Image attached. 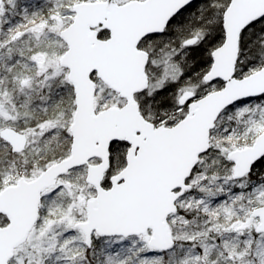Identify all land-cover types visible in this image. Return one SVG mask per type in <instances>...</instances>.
<instances>
[{
  "label": "water",
  "instance_id": "obj_1",
  "mask_svg": "<svg viewBox=\"0 0 264 264\" xmlns=\"http://www.w3.org/2000/svg\"><path fill=\"white\" fill-rule=\"evenodd\" d=\"M197 1L131 0L120 5L106 0L73 7L74 21L60 33L68 47L60 65L69 69L75 91L71 153L34 180L21 178L0 192V214L11 221L7 228H0V264H10L15 250L27 241L38 222L43 193L93 158L102 162L88 166L86 182L97 194L87 201V220L76 224L87 245L91 247L94 232L128 238L151 231L150 249L168 252L174 247L169 217L177 214L178 200L192 189L188 180L201 156L210 151L211 132L219 117L241 101L264 95V67L242 79L236 77L241 35L264 18V0H231L223 18L224 42L213 52L212 66L204 76L206 83L222 81L223 89L191 103L186 118L172 128L156 127L142 116L135 95L148 89L149 54L139 45L151 35L162 34L174 16ZM2 4L0 0V19ZM100 26L110 32L109 39L98 38ZM94 74L127 104L97 113ZM189 100L185 97L183 103ZM0 138L13 154L23 153L28 145L26 134L11 127L2 129ZM115 142L130 145L128 164L112 178L111 188L105 189L102 182ZM263 158L264 132L252 145L228 154L234 163L233 179L250 175ZM251 214L259 221L256 233L264 234V205Z\"/></svg>",
  "mask_w": 264,
  "mask_h": 264
},
{
  "label": "rangeland",
  "instance_id": "obj_2",
  "mask_svg": "<svg viewBox=\"0 0 264 264\" xmlns=\"http://www.w3.org/2000/svg\"><path fill=\"white\" fill-rule=\"evenodd\" d=\"M94 1L97 0H3L0 32L1 35L6 33V41L3 47L0 45V132L11 127L26 134L28 147L25 153L13 155L10 147L0 139V191L16 184L21 177L27 181L34 180L47 167L69 156L68 153L66 157L52 163L48 154L55 148L57 139L61 138L62 134L71 135L70 126L75 110L71 91L66 85H71L68 81V70L60 65L61 56L67 49V45L60 38V33L72 24L75 4ZM128 1L131 0H117L120 4ZM216 2L218 1H201L179 17L178 23L181 24L182 31L192 30L193 27V22L186 24L182 22L192 17L194 13H198V19H202L201 17L208 14V8L213 9L210 12L214 17L213 22L218 21L221 14L220 5ZM176 37L173 38L175 45L170 49L161 48L163 46L161 40L151 43L148 40L142 44V49L152 54L147 71L151 84L150 90L137 98V101L151 122L157 120L154 114L156 109L164 107L163 112H160L167 118L157 122L158 126L173 127L187 116V108L181 105L185 95L203 97L224 87L221 82L201 83L198 77L200 69L196 71V78L192 76L191 79H181L182 56L189 53L194 44L184 45L187 41L180 42L181 38ZM255 41L256 43L259 41L261 48L258 53L252 54ZM244 43H247V47L243 50L240 48L238 79L247 77L264 66V19L257 24L256 29L249 28L246 31ZM198 45L196 43V47ZM94 79L97 83L95 104L97 111L125 104V101L101 81L96 77ZM191 81L190 86H185ZM171 83H175L172 84V91L177 88L178 94L175 99L172 98L173 101L169 100L168 106H172L168 107L169 112H166L167 106L164 104L162 106L154 100L160 99L159 92ZM52 96L57 98L53 99ZM58 104L63 108L57 114L52 116L42 114L43 111L48 113L58 108ZM219 123L225 125V130L235 129L226 139L218 140L215 146H211L210 152L201 159L189 182L198 190L210 187L212 182L218 179H221L219 182L222 186L230 187L229 181L233 179L234 164L228 159V154L252 145L256 137L264 132V97L230 108L220 118ZM114 165L117 166L118 163ZM121 168L112 171L115 174ZM86 173V168L74 170L60 179L54 188L44 193L39 225L31 235L30 241L17 251L11 264H177L179 261L183 262L184 258L197 262L199 257L196 248L201 250L207 241H210L211 235L219 236L222 230L230 229L236 233L234 236L239 240L238 233L248 235L255 231L259 223L251 215L252 210L259 206L255 205L256 207L249 211L247 203L242 209L244 211L233 223L228 222L227 212L231 215L234 210L225 206L223 202L219 204L220 206L216 205L223 212L227 211L224 212V222H215L210 218L197 220L193 211L188 210L191 209L190 206L194 207L191 203L196 201L197 204L198 200L194 196L192 199L184 196L178 202V214L169 220L175 240V245L170 251L166 253L152 251L148 246L151 233L128 239L101 240L97 247L95 237L93 248L87 249L84 235L75 228L77 223L87 219L86 201L96 194V189L85 182ZM105 187L109 188L110 185ZM252 194L259 204L260 201L264 203V184L255 188ZM187 213L193 218H188ZM196 213H199L197 209ZM231 242L232 240L229 241L230 244ZM216 245L214 241L212 244L214 250H218ZM242 246H238L237 243L234 246L235 251L230 248L229 252L233 255L235 253L237 260H242V257L244 261L249 260L250 248L254 249L253 255H261L264 252V239L260 237L255 242L243 240Z\"/></svg>",
  "mask_w": 264,
  "mask_h": 264
},
{
  "label": "trees",
  "instance_id": "obj_3",
  "mask_svg": "<svg viewBox=\"0 0 264 264\" xmlns=\"http://www.w3.org/2000/svg\"><path fill=\"white\" fill-rule=\"evenodd\" d=\"M202 1H206V0H202ZM217 1L218 2H216V3H218V5H220V14H221L220 18L218 17L219 18L218 21L213 22L212 19L214 17L210 13L213 9L208 8L209 9L208 14L205 17L204 16L201 17L202 19H198V17H199L197 15L198 13L197 14L194 13L191 15L192 17H189L187 20H185L184 24H186L188 22H193L192 23L193 24L192 30L185 29V31H182V28H180V26H179L178 31L176 30L177 32L174 33L175 36H177L176 38H178V39L181 38V40H183L184 42L188 41V39H190V38H193V39H195L196 43L199 44L198 47H196V43H195L192 47L193 49L190 50L189 53H185L182 56V61H183L182 65H183V69H184L185 79H191L192 76H194L196 78V71L200 69V75L198 77L200 78L199 79L200 82L203 83V76L209 71L211 64H212V53L216 48L221 46L223 41H224L223 13H224L225 9L227 8L230 0H217ZM218 18H216V20ZM192 20H194V21H192ZM260 22L253 24L250 27V29H252V28L256 29L257 24ZM246 31L243 33L242 38H241L240 48L242 50L247 47V43H244V35H245ZM3 32H4V30H3ZM213 32H216V33L213 34ZM5 34L6 33L2 34V41H1L2 47H3V43L6 41V35ZM248 34H249V32H248ZM184 45H186V44H184ZM260 48L261 47H260L259 41L257 43L255 41L254 50L251 51L252 54H254V52H255V54L258 53L260 51ZM179 49H180V47L178 48V50ZM178 59H180V58H178ZM172 84L167 86L166 89H164L163 91L159 92L158 95H160V99L158 98L157 100H155V102L161 103L162 106H163V104H164V106L166 105L167 106L165 108V109H167L166 111L169 110L168 107L172 106V105L168 106L169 100H172V98L175 99L176 95L178 94L177 88L175 91H172L173 90ZM191 84H192V81L188 85H185V86H190ZM66 85L71 91V100H72L73 104H75L74 103L73 88L71 85H68V84H66ZM47 97H50V96H47ZM56 98H57L56 96L53 97V99H56ZM245 102H247V101H245ZM245 102H242L239 104L242 105ZM58 105H59L58 108H56V109L54 108L52 111H50L48 113L43 111L42 114L45 116L46 115L52 116V115L57 114L58 112L61 111V108H63V106H60V104H58ZM162 108L163 107H159L158 110L162 111ZM224 126L225 125L223 123H219V122L217 123V126L211 135L212 147L215 146V144L217 143L218 140L226 139V137L228 135H230L231 133H233V131L235 129V128H232L231 129L232 131L231 130H225ZM21 128H23V127H21ZM21 128H18V129L20 130ZM57 140H58V143L56 144L55 148L52 149L48 153V154H50L49 160L51 159L50 161H52V163H53V161H58L64 157H66L67 154L69 153V149H70L71 138L69 135L65 136V134H62L61 138H58ZM7 147H9V146H7ZM9 155L12 156L10 152H9ZM115 169H117V168H115ZM219 181H221V179L216 180L214 183L212 182V185H210V187L209 186L207 188L204 187L203 189H200V190L193 188L191 191L186 193L185 197L187 196L188 199L194 196V198L198 200L197 204H196V201L194 203L192 202L191 204L194 207L190 206L191 209L188 210L189 212L193 211V213L195 215V216L194 215L193 216L196 217L197 220H203V219L204 220H210L211 219L212 221L214 220L215 222L216 221L224 222L225 213L227 211H224L225 212L224 213L221 208L220 209L217 208V206L219 204H221V202H223L224 205L227 206L228 208L234 210L231 212V215H229L228 214L229 212H227V216H228L227 219H229V221H228L229 223H233L238 219L239 214L244 211V210L242 211V209L244 208V205L246 203H247V208L249 211L252 210L256 206L264 205V203L262 201H260L261 204H259L258 200H256V198H255V195L252 194V191L255 188L263 186V184H264V159L259 161L254 166L252 173L248 177H246L245 179L240 180V181H233V179H232L231 181H229L230 187L222 186V184H220ZM104 184H105V186H109L110 185L109 180L108 179L105 180ZM216 204H218V205H216ZM196 209H197V212H199L198 214L196 213ZM236 209H237V211H235ZM234 212H236V214ZM187 217L191 218L192 215L187 213ZM219 234H220L219 236H215V234L211 235V237L214 239L211 238L210 241H207L208 243H206L203 246V248H201V250H200V248H196V253L198 254V257H199L197 262L196 261L192 262V261L184 258V261H183L184 263L182 261H179L177 264H264V252L261 253V255H253V254H255L254 249H253L254 248L253 244H251V246H253V248L249 249V251H250L249 260L244 261L243 257H242V260H237L235 253L233 255L231 252H229L230 248L233 251H235L234 246L237 243H238V246L243 247L242 246L243 240H246V241L248 240L249 242H255V241H258V239L260 237H262L264 239V235H261V236L257 235L255 233V231H252L248 235H241L240 233H238L239 235L237 238L239 240H237L234 236V234L236 235V233L231 232L230 229L222 230L221 233H219ZM231 240H232V242L230 244L229 241H231ZM214 241L217 244L216 246H217L218 250L213 249L212 244ZM212 255H213V257H212ZM235 257H236V259H233Z\"/></svg>",
  "mask_w": 264,
  "mask_h": 264
},
{
  "label": "flooded vegetation",
  "instance_id": "obj_4",
  "mask_svg": "<svg viewBox=\"0 0 264 264\" xmlns=\"http://www.w3.org/2000/svg\"><path fill=\"white\" fill-rule=\"evenodd\" d=\"M104 1H106V0H97V1H94V2H104ZM117 1V0H116ZM118 3V2H117ZM118 4H120V3H118ZM194 6H196V4L195 5H193V6H191V8L192 7H194ZM190 8H188L187 10H185L184 12H182L181 14H179V15H177V16H175V17H173L170 21H169V23H168V25L166 26V28H165V30H164V32L162 33V34H155V35H152V36H149V37H147L145 40H143L141 43H140V48L142 49V44L143 43H145V42H147L148 40V42H156V41H158V40H161V42L160 43H162L163 44V46L161 47V48H165V47H167V49H170L173 45H175L174 44V42H173V38L175 37V32H177L178 31V28H179V26L181 25V24H179L178 22H179V17H181L185 12H187L188 10H189ZM188 15V14H187ZM183 24L185 23V22H182ZM176 24H178L177 26H176ZM177 27V28H176ZM96 30H97V32H98V38L99 39H101V40H107V39H109L110 38V32L108 31V30H103L102 29V27L100 26V27H98V28H96ZM177 30V31H176ZM183 30V29H182ZM191 40H193V38L191 39ZM181 42H184L183 40H181ZM148 44V43H147ZM142 50H145L148 54H149V63H148V66H147V68H146V74H147V78H148V81H149V88H148V90L147 91H145V92H142V93H139V94H137L136 95V100H137V98H139V97H141L144 93H146V92H148L149 90H150V84H151V82H150V78H149V76H148V67H149V65H150V63H151V61H152V54H151V52H149V51H147L146 49H142ZM180 57V53L178 54V58ZM205 76V75H204ZM204 76H203V78H204ZM181 77V79H185V75H184V69H183V66H182V75L180 76ZM104 84V83H103ZM172 84V83H171ZM175 83H173V85H174ZM105 85V84H104ZM105 86H107V85H105ZM166 86H169V85H166ZM108 87V86H107ZM109 88V90L110 91H112L113 93H115V94H117L123 101H125V104L123 105V106H125L126 105V103H127V100L126 99H124L123 97H121V95L120 94H118V93H116V92H114L110 87H108ZM164 89H166V87L164 88ZM163 90V89H162ZM188 96H190V97H192V99L191 100H189L188 102H186L185 104L183 103V101H181V105H182V107H186L187 108V110L189 111V104L191 103V101L193 100V96L192 95H188ZM196 100L198 99V96H196V98H195ZM194 99V100H195ZM155 101V100H154ZM138 102V101H137ZM138 105H139V109H140V112L142 113V115L146 118V115H144V113L142 112V107H141V104H140V102H138ZM123 106H111V107H120V108H122ZM108 108H110V107H108ZM108 108H106V109H108ZM163 109H164V107L162 108V111L161 112H163ZM103 110H105V109H103ZM102 111V110H101ZM99 112V111H98ZM158 109H156V112L154 113V114H156V116H157V120H156V122H152L156 127H160V126H164V125H160V126H158L157 125V122H159V121H163V120H165L166 118H167V116L166 115H164L163 113H161ZM166 112H169V111H166ZM73 119V118H72ZM147 119V118H146ZM148 120V119H147ZM149 121V120H148ZM151 122V121H150ZM165 127H168V126H165ZM70 134H71V132H70ZM70 138H71V144H70V149H69V155H70V153H71V145H72V134L70 135ZM7 144V143H6ZM8 145V144H7ZM9 146V145H8ZM10 147V146H9ZM28 147V146H27ZM129 148H130V145L129 144H127L126 142H115V143H112V145H111V147H110V167H109V170L107 171V173L105 174V178H104V182H105V180H109V182H110V184L112 183V178L114 177V176H116V175H118L120 172H121V170L123 169V168H125L126 166H127V164H128V162H127V155H128V151H129ZM10 150H11V147H10ZM27 150V149H26ZM26 152V151H25ZM25 152H23V153H25ZM23 153H21V154H23ZM20 155V154H19ZM68 155V154H67ZM116 157H119V158H117L116 159ZM116 160H117V162H116ZM93 162V163H92ZM102 161H101V159H99V158H93V159H91L90 161H89V165H98V164H100ZM114 163H118V165L117 166H115L114 165ZM89 165H86V166H83V167H80V168H77V169H81V168H86V172H88V166ZM119 167H122L121 168V170L118 172V173H113V169H115V168H119ZM86 176H87V173H86ZM86 176H85V182H86ZM21 178H23V177H21ZM21 178H19L18 179V181L21 179ZM17 181V182H18ZM17 182H16V184H17ZM87 183V182H86ZM16 184H14V185H16ZM14 185H10V186H14ZM89 185V184H88ZM91 186V185H90ZM91 187H93V186H91ZM6 188V187H5ZM4 188V189H5ZM94 188V187H93ZM3 189V190H4ZM3 190H1V191H3ZM0 191V192H1ZM95 196V195H94ZM89 199V198H88ZM88 199H87V201H88ZM87 201H86V203H87ZM43 203V202H42ZM85 211H86V206H85ZM87 212V211H86ZM86 215H87V213H86ZM40 218H41V211H40V216H39V219H38V222L36 223V225L33 227V229H32V231L30 232V234H29V236H28V239H27V241L24 243V244H22L19 248H17L16 250H15V255H14V258H15V256H16V253H17V251L20 249V248H23L29 241H30V238H31V235L33 234V232L35 231V229L38 227V225H39V221H40ZM11 224V221H10V219H9V217L7 216V215H4V214H0V228H7L9 225ZM75 228H76V225H75ZM77 230H79L83 235H84V237H85V245H86V247H87V249H92L93 248V246H94V243L96 242L95 240H97V242H96V247L98 246V243L99 242H101V240H107V239H113V238H115V237H108V238H106V237H101V236H99L98 234H96V233H94L93 234V236H92V245H91V247H89L88 245H87V242H86V236H85V234L80 230V229H78V228H76ZM97 238V239H95L94 240V238ZM99 257V256H98ZM13 258V259H14ZM100 258V257H99ZM12 259V260H13ZM97 259V258H96ZM12 260L10 261V264H11V262H12Z\"/></svg>",
  "mask_w": 264,
  "mask_h": 264
}]
</instances>
